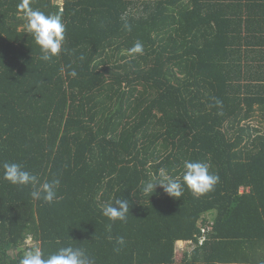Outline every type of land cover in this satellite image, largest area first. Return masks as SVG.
Wrapping results in <instances>:
<instances>
[{"label": "trees", "instance_id": "obj_1", "mask_svg": "<svg viewBox=\"0 0 264 264\" xmlns=\"http://www.w3.org/2000/svg\"><path fill=\"white\" fill-rule=\"evenodd\" d=\"M29 8L66 26L50 61ZM187 159L210 162L212 190L142 192ZM5 161L60 184L49 204L0 180V264L69 245L95 264H264V0H0ZM116 199L126 221L102 215Z\"/></svg>", "mask_w": 264, "mask_h": 264}, {"label": "clouds", "instance_id": "obj_2", "mask_svg": "<svg viewBox=\"0 0 264 264\" xmlns=\"http://www.w3.org/2000/svg\"><path fill=\"white\" fill-rule=\"evenodd\" d=\"M26 28L39 48L41 60L50 61L64 50L66 26L62 22L61 15L45 14L41 10L29 8L26 14ZM124 28L131 30V26L127 23L124 24ZM143 53L144 47L139 41L128 50L129 56L143 55ZM70 74L77 75L74 70ZM215 106L222 107V101L215 99ZM210 167V162L187 159L183 162V171L180 175H169L164 169H160L158 174H153L143 185L142 192L149 196L155 187L159 186L168 196L179 198L186 187L193 194L202 195L212 190L219 181L218 175L210 173ZM0 180L20 187L31 186L33 190L30 195L34 200L42 199L49 204L58 200L59 179L41 182L36 174L28 171L21 163L9 161L0 163ZM102 215L112 222L126 221L129 215V201L116 199L114 202L106 203L102 208ZM108 228L110 231L111 225ZM201 239L203 241L204 238ZM117 243L123 244L124 238L118 237ZM19 264H95V260L84 249L69 245L47 256L41 248H32L25 251Z\"/></svg>", "mask_w": 264, "mask_h": 264}, {"label": "rangeland", "instance_id": "obj_3", "mask_svg": "<svg viewBox=\"0 0 264 264\" xmlns=\"http://www.w3.org/2000/svg\"><path fill=\"white\" fill-rule=\"evenodd\" d=\"M56 4H59V5H61L62 4V0H53ZM202 241V239H199V242H201ZM178 244H180V245H178L179 246V251H184V250H188L187 248L188 247H190L191 245L189 244V243H178ZM185 244L188 246L187 248H185ZM28 246H31L30 245V240L28 241ZM180 254H181V252H180Z\"/></svg>", "mask_w": 264, "mask_h": 264}, {"label": "crops", "instance_id": "obj_4", "mask_svg": "<svg viewBox=\"0 0 264 264\" xmlns=\"http://www.w3.org/2000/svg\"><path fill=\"white\" fill-rule=\"evenodd\" d=\"M178 243H184V242H178ZM178 245H180V244H178Z\"/></svg>", "mask_w": 264, "mask_h": 264}, {"label": "built area", "instance_id": "obj_5", "mask_svg": "<svg viewBox=\"0 0 264 264\" xmlns=\"http://www.w3.org/2000/svg\"><path fill=\"white\" fill-rule=\"evenodd\" d=\"M204 232V231H203Z\"/></svg>", "mask_w": 264, "mask_h": 264}]
</instances>
